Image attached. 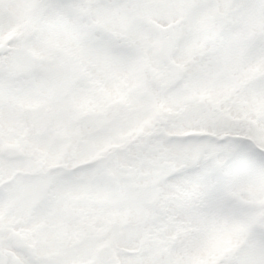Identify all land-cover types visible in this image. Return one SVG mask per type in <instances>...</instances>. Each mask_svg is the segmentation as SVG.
Returning a JSON list of instances; mask_svg holds the SVG:
<instances>
[{"label":"snow or ice","instance_id":"6c2138e0","mask_svg":"<svg viewBox=\"0 0 264 264\" xmlns=\"http://www.w3.org/2000/svg\"><path fill=\"white\" fill-rule=\"evenodd\" d=\"M0 264H264V0H0Z\"/></svg>","mask_w":264,"mask_h":264}]
</instances>
